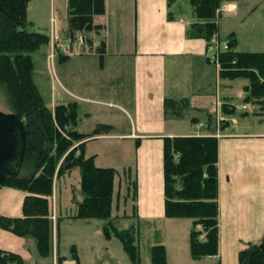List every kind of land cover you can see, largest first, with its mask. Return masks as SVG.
<instances>
[{
    "label": "trees",
    "instance_id": "1",
    "mask_svg": "<svg viewBox=\"0 0 264 264\" xmlns=\"http://www.w3.org/2000/svg\"><path fill=\"white\" fill-rule=\"evenodd\" d=\"M29 1L0 0V90L10 112L21 117L25 127V152L19 173L3 183L25 192L22 216H0V225L15 235L32 236L40 254L48 255L51 250L49 216L54 177L78 167L82 199L76 202L71 217L105 220L104 235L119 238L129 258L139 264L137 225L119 228L117 218L120 216H112L114 179L118 171L113 167H98L93 155L84 154L85 139L109 132L111 125L99 123L91 133H79L75 129L78 118L75 101L57 104L53 109L44 103L31 76V53L46 44L49 37L27 29L31 25L27 20ZM174 1L167 0L168 5ZM234 1L190 0L197 21L191 25L188 34L203 38L208 46L218 29V9L223 3ZM67 8L70 37L77 30L97 29L93 17L105 12L104 0H68ZM228 40V48L218 53V76L230 80L246 79L244 102L252 103L257 106V113L264 114V51H239L235 49L236 39L232 34ZM96 48L98 53L103 52V43ZM164 106L165 115H179L181 109L189 105L184 97L165 98ZM221 109L224 116L239 112L229 102H223ZM240 114L246 116L247 111ZM195 120L192 118V122ZM162 140L165 217L191 219L189 248L193 259L215 255L219 238L218 139L214 135L192 134L165 136ZM123 177L128 193L130 191L135 200L137 183L130 168L123 169ZM149 253L151 264H166L163 244L151 245ZM72 256L79 264L74 249ZM62 259L59 257L58 264ZM238 262L264 264V233L259 242H249L238 252ZM0 264H24V261L19 254L0 248Z\"/></svg>",
    "mask_w": 264,
    "mask_h": 264
},
{
    "label": "rangeland",
    "instance_id": "2",
    "mask_svg": "<svg viewBox=\"0 0 264 264\" xmlns=\"http://www.w3.org/2000/svg\"><path fill=\"white\" fill-rule=\"evenodd\" d=\"M234 2L237 8H234L232 4L226 6L227 3H223L217 12L234 8L231 12H222L216 19L218 29L215 35L218 37L221 48L224 43H228V39L232 34V37L236 39L235 49L239 51H264V0H235ZM67 5L68 0H30L27 5V20L31 22V25L27 29L31 31L39 30L42 33L44 31L49 39L53 35L60 44L66 43L71 38L67 20ZM104 5L110 28V50L133 53L135 49L136 0H104ZM170 9L176 12L175 14L178 13L177 16L181 15L186 20L196 18L190 0H175ZM75 34L81 35L86 42L81 46L80 53L86 49L90 51L92 42L105 37L103 32L97 33V29L77 30ZM120 38L121 43L117 44ZM74 40L77 41V39ZM113 40L117 42H113ZM50 51L51 49H47L46 44H42L31 53L33 61L31 76L38 86L45 104L47 101L49 102L52 91L55 90L57 93L62 91L60 82L57 81L55 71H53L51 59L50 61L48 59ZM44 53L47 54L49 66L43 62ZM214 53L215 51H209L204 58V61L205 59L207 61L206 57H209L206 62L210 65L208 72L204 69L201 71L199 66L197 67L203 61L202 58H197L193 59L194 66L189 72L186 70L176 75L171 74L168 81L169 90H173L175 85V87L184 90L190 102L195 100L196 104L206 95L213 97L218 93L221 96H231L237 105L242 106L245 104L246 106L245 110L243 109V111H247L245 117L241 114L234 116L239 120V125L244 124L251 129L264 130V114L257 113V106L252 103H245L243 96H241V91L247 80L244 78L234 80L221 78L217 82L216 75L218 71L216 64L213 62ZM78 61L80 60L73 59L69 62L68 67L67 65L65 67L69 72H78L80 77L91 75L96 78V82L97 79L103 78L106 85H110V82H112V88L106 86L100 89L98 97L101 100L114 103L118 102L116 99L124 102L128 101L132 75V67L128 59L120 60V65H117V68L114 63L118 60L107 59L111 67L109 70L107 69L108 66L105 67L104 72H100L98 68L99 60L97 57L93 60V64L87 65L86 63V67L84 64H77ZM60 77L62 78L58 73V78ZM108 78L111 80L107 81ZM74 82H76V79H74ZM88 83L87 85H91L95 82ZM227 83L228 86H226ZM96 91L97 89L92 90L83 87L81 94L94 96L93 92ZM74 100L78 104V131L85 134L91 133L98 123L115 124L114 132L127 130L128 120L124 116L113 117V115H121L118 114L116 107H108L102 105L103 103H93L80 99ZM47 104L49 108L52 107L49 103ZM0 110L10 112L1 90ZM208 111L198 106L194 107L191 103L190 106L181 109L179 115H170L168 123L175 132L192 134L196 130L192 122V118L195 116L198 118V122L213 124L215 112L210 109ZM205 126L200 132L207 131ZM138 148L137 140L127 141L113 137L98 138L86 142L84 154L85 156L93 155L96 166L113 167L118 171L113 189L112 216H120L117 218L119 228H126L130 224L137 225L136 245L140 260L139 264H151L149 248L158 239H161L165 247L166 264H191V262H185V259H187L186 253L188 257H191L189 248L191 220L189 218L151 220L139 215L136 208L132 207V194L130 191L127 193L126 183L122 178V170L123 168H130L132 176L136 179ZM61 160L57 165V169L62 162ZM119 181H121L120 185ZM126 193L127 201L124 200ZM80 194V171L78 167L63 173L60 177L55 175L53 194L50 198L51 250L48 255L43 256L40 254L32 236L15 235L2 228L1 225L0 248L3 247L6 251L19 254L24 264H58L59 257H63L61 260V264H63L66 257L74 259L72 256L73 249L77 254L79 264H135L124 251L119 238L114 235L111 237L104 235L103 224L105 220H83L71 217L76 207V199L80 198ZM22 202L23 195L20 189L0 185V213L5 214V217L6 214L20 213L22 215ZM124 212L126 215H123ZM0 216L2 215L0 214ZM30 240L33 242H29Z\"/></svg>",
    "mask_w": 264,
    "mask_h": 264
},
{
    "label": "crops",
    "instance_id": "3",
    "mask_svg": "<svg viewBox=\"0 0 264 264\" xmlns=\"http://www.w3.org/2000/svg\"><path fill=\"white\" fill-rule=\"evenodd\" d=\"M172 4L169 6L167 0H136L135 49L133 53L110 50V28L106 13L95 15L93 21L98 25L97 33L101 31L105 37L92 42L90 51L86 49L80 54L69 57L58 54L51 60L53 71H55L57 81L60 82L62 91L58 93L55 90L52 91L49 102L47 101L46 104L49 103L53 109L57 104L75 101L74 99L103 103L102 105L108 107H116L118 114H121L113 115V117L124 116L128 120L126 131L114 132L115 124L105 123L111 125L109 132L87 138L85 144L89 140L108 137L138 141L137 192L136 198L131 204L133 208L135 205L139 215L151 220L167 218L164 214L163 140L161 138L192 135L196 132L195 130L192 134H180L181 132H175L171 128L170 123H168L170 115H165V98L179 99L185 97L189 106L192 103L194 107L198 106L206 111L210 109L215 112L213 124L198 122L196 116L193 123L194 127L197 123L202 124L199 132L206 125L207 131L200 133L214 135L218 139V252L215 255L200 259L188 257L186 253L185 262H191V264H239L238 252L249 242H259L264 233V130L251 129L244 124L239 125V120L234 116L243 112V109H240L243 105H237L231 96H221L218 93L213 97L206 95L196 104L195 100L190 102L184 90L175 87V85L173 90H169L168 81L171 74L176 75L182 71L188 70L189 72L192 70L193 59L202 58V64H198L197 67L199 66L201 71L203 69L206 72L210 70L209 63H206L209 57H206L208 60L205 59L204 61L208 54L206 41L203 38H194L188 34L191 25L197 21V18L186 20L181 15L177 16L178 13L175 14L176 12L170 9ZM230 4L237 8L235 2L225 5ZM233 9L221 11L218 16L222 12H231ZM43 33L45 32L43 31ZM113 42L117 41L113 40ZM119 42L121 43V38L118 39L117 44ZM100 43H103L104 49L103 52L98 53L96 47ZM46 45L47 49H51V38ZM46 55L44 53L42 57L43 62L49 66L50 59L48 57V61ZM96 57L99 60L100 72H104L107 66V69H110V63L107 62L109 58L118 60L114 63L116 68L117 65H120V60H129L132 75L130 97L127 102L118 99H116L118 101L116 103L101 100L98 97L100 89L106 86L112 88V82L110 85H106L103 78L97 79L96 82V78L91 75L80 77L78 72H69L65 67L66 65L68 67L69 62L73 59L80 60L77 64H84V66L86 63L87 65L93 64ZM58 73L62 76V78L60 77L62 80L58 78ZM216 76L218 82V79L221 78L218 73ZM109 80L111 79L108 78L107 81ZM87 81L95 83L87 85L89 84ZM83 87L92 90L97 89V91L93 92L94 96L88 94L85 96L81 94ZM39 93L43 98L40 91ZM241 96H244L243 90ZM223 102H229L239 111L232 116L227 115L233 118L231 122H218V118L224 115L221 109ZM211 128L213 130H210ZM75 129L78 131V123H76ZM123 180H125L124 177ZM125 183L127 188L126 180ZM120 184L121 181H119ZM127 193L124 196L125 201H127ZM22 195L24 198V191H22ZM81 199L82 194H80L79 199H76V202ZM123 215H126L125 212ZM10 216L19 217L22 215L20 213L6 214V217ZM190 227H192V221ZM29 242L33 241L30 240ZM157 243L163 244L161 239H158L151 245ZM63 264H76V262L74 259L66 257Z\"/></svg>",
    "mask_w": 264,
    "mask_h": 264
},
{
    "label": "water",
    "instance_id": "4",
    "mask_svg": "<svg viewBox=\"0 0 264 264\" xmlns=\"http://www.w3.org/2000/svg\"><path fill=\"white\" fill-rule=\"evenodd\" d=\"M25 152V127L21 117L0 110V185L17 177Z\"/></svg>",
    "mask_w": 264,
    "mask_h": 264
},
{
    "label": "built area",
    "instance_id": "5",
    "mask_svg": "<svg viewBox=\"0 0 264 264\" xmlns=\"http://www.w3.org/2000/svg\"><path fill=\"white\" fill-rule=\"evenodd\" d=\"M226 7V6H224ZM74 39H77L74 40ZM52 40V47H51V51L48 55L49 59L53 60L58 54L62 55V56H72L75 54H80V48L81 46L86 43L83 40V37L80 35H74L73 37L70 38V40H68L66 43H62L60 44V42L56 39V37L52 36L51 37ZM228 48V43H224V45L220 46V42L218 40L217 35H213L209 45L207 46V52L209 51H215L214 53V59L213 62L216 64L217 67V71L219 70V64H218V53L221 49H227ZM246 106L243 105L242 107H240V109H245ZM233 120V118L229 117V116H220L218 118V122L219 123H223V122H231ZM202 124L201 123H197L196 124V135H200L199 130L201 128ZM200 238H202V235L200 236Z\"/></svg>",
    "mask_w": 264,
    "mask_h": 264
}]
</instances>
